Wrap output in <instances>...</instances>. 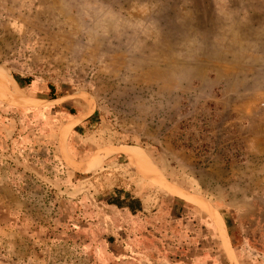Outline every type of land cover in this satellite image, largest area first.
<instances>
[{
  "label": "rangeland",
  "instance_id": "rangeland-1",
  "mask_svg": "<svg viewBox=\"0 0 264 264\" xmlns=\"http://www.w3.org/2000/svg\"><path fill=\"white\" fill-rule=\"evenodd\" d=\"M0 264H264V0H0Z\"/></svg>",
  "mask_w": 264,
  "mask_h": 264
},
{
  "label": "trees",
  "instance_id": "trees-1",
  "mask_svg": "<svg viewBox=\"0 0 264 264\" xmlns=\"http://www.w3.org/2000/svg\"><path fill=\"white\" fill-rule=\"evenodd\" d=\"M18 83H23L25 85L29 84V82L32 80V77L30 75H26V76H19V77H16L15 79ZM47 88H48V91L47 93L43 96L45 99H55L57 96L55 95L54 93V90H53V87L51 84H47ZM68 113L70 115H75V112L72 111L71 109L68 110ZM84 123V124H96L98 122V116L97 114H91L89 115L88 117H86L84 120H82L80 122L81 123Z\"/></svg>",
  "mask_w": 264,
  "mask_h": 264
},
{
  "label": "crops",
  "instance_id": "crops-1",
  "mask_svg": "<svg viewBox=\"0 0 264 264\" xmlns=\"http://www.w3.org/2000/svg\"><path fill=\"white\" fill-rule=\"evenodd\" d=\"M78 118H79L78 115H73V116H71V117L67 120V122H66L65 124L70 123V122H72V121H74V123H75V122H77ZM72 119H73V120H72ZM70 120H71V121H70ZM81 120H82V119H81ZM81 120H80V121H81ZM80 121H78V123L73 124V126L79 124ZM65 124H64V125H65ZM60 135H61V130H60ZM95 156H96V155H92V156L88 157L84 162H87V161L91 160V159H92L93 157H95ZM129 158H130V157H129ZM130 159H131V158H130Z\"/></svg>",
  "mask_w": 264,
  "mask_h": 264
},
{
  "label": "bare ground",
  "instance_id": "bare-ground-1",
  "mask_svg": "<svg viewBox=\"0 0 264 264\" xmlns=\"http://www.w3.org/2000/svg\"><path fill=\"white\" fill-rule=\"evenodd\" d=\"M9 83V82H8ZM7 84V83H6ZM5 86V85H4ZM12 90V89H11ZM13 97V96H12ZM19 97V96H18ZM21 97V96H20ZM143 153V152H142ZM145 156V155H144ZM141 158L144 160V161H146V162H148V160H146L143 156H141ZM150 167V166H149Z\"/></svg>",
  "mask_w": 264,
  "mask_h": 264
}]
</instances>
